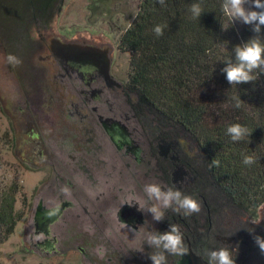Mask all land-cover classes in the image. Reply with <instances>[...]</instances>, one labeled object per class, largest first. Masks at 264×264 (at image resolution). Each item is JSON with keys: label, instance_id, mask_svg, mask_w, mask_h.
Returning a JSON list of instances; mask_svg holds the SVG:
<instances>
[{"label": "flooded vegetation", "instance_id": "af4514ba", "mask_svg": "<svg viewBox=\"0 0 264 264\" xmlns=\"http://www.w3.org/2000/svg\"><path fill=\"white\" fill-rule=\"evenodd\" d=\"M17 10L13 20L0 22V116L8 129L2 134L7 133L10 141L3 147H11L19 169L36 177L30 239L35 237L32 246L49 255L67 244L62 237L67 225H82L76 211L80 199L94 195L99 201L95 208L103 212L110 203L120 202L115 213L118 222L121 207L133 204L129 207L139 211L135 201L147 199L143 189L148 181L161 186V163L175 167L181 165L182 155L193 154L188 142L161 137V122L149 116L145 107L136 106L138 96L130 66L127 70L123 65L120 45L115 51L110 41L101 38H45L49 30L45 28L38 33L42 51H37L35 21L44 27L46 22L37 19L31 3L20 14ZM9 55L20 63H10ZM161 140L172 142L165 156H161ZM188 176L187 171L183 182ZM161 187L167 191L165 184ZM62 203L69 206L44 229L40 215ZM142 211V224L130 225L135 232L147 226L149 217ZM233 242L235 238L215 240L220 247ZM187 250L192 251L189 245ZM196 255L208 263L206 252Z\"/></svg>", "mask_w": 264, "mask_h": 264}, {"label": "trees", "instance_id": "16d2710c", "mask_svg": "<svg viewBox=\"0 0 264 264\" xmlns=\"http://www.w3.org/2000/svg\"><path fill=\"white\" fill-rule=\"evenodd\" d=\"M222 2L163 0L161 4L159 0H141L119 44L130 55L136 106L145 107L149 116L161 122V137L190 144L193 155H182L180 162L189 176L177 191L197 200L201 211L184 215L173 205L165 211L158 232L169 231L170 224L179 225L185 247L189 245L199 255L220 248L212 241L215 233L223 232L216 229L217 216L255 212L264 204V74L253 82L228 83L222 72L224 62L234 60L233 49L255 33L250 25H244L239 34L233 29L222 30L227 26ZM194 3L202 8L199 18L190 11ZM156 26L162 27L159 36ZM261 39L264 41V26ZM234 97L243 102L238 108ZM234 124L248 128L251 135L233 141L227 128ZM8 143V134L0 133V170L1 146ZM245 156H253L255 162L245 164ZM173 169L171 163H161L162 181L175 190L171 185ZM18 200L26 206L27 196L19 183L6 182L0 175V247L24 218L23 211L16 208ZM157 251L146 248L147 258ZM165 255L166 264H176L181 256ZM234 261L238 263L239 257Z\"/></svg>", "mask_w": 264, "mask_h": 264}, {"label": "rangeland", "instance_id": "374dc122", "mask_svg": "<svg viewBox=\"0 0 264 264\" xmlns=\"http://www.w3.org/2000/svg\"><path fill=\"white\" fill-rule=\"evenodd\" d=\"M140 1L0 0V22L5 24L7 21L13 20L15 10L20 9L17 10L20 14L21 10L25 9L28 3H31L36 9V17L39 14L37 19L46 22V27H44L43 22L40 24L35 21L33 39L37 51H42L39 48L38 33L43 34L45 28H49L44 34L45 38L55 36L101 38L110 41L116 51L121 36L138 12ZM252 10L257 9L253 8ZM226 24L228 29H233L236 34L241 33L245 25L239 21L231 24L228 19ZM121 51L124 54L122 57L123 65L128 70L130 55L123 50ZM3 130L8 129L6 121L0 116V133ZM189 145L187 143V147L190 149ZM1 155L3 168L0 170V175L6 182L16 180L19 183L23 193L27 196V203L23 207L20 200H18L16 204L17 210L23 211L24 218L17 225L14 234L0 247V264H136L140 259L143 261V258H145V264H152L151 259L146 256V248L149 245L146 243L145 235L147 232H156L160 221H155L152 214L145 210L149 217L147 226L138 232L129 231L127 227L120 225L115 218L116 210L121 205L120 202L110 203L107 211L103 212L95 208L99 205V201L95 200L94 195H90L89 200L80 199L76 211L83 219L82 225H67L62 235L64 241L67 239V244L63 248H59L57 253L49 255L34 248L32 243L36 239L35 237L32 241L30 239V216L34 205L31 194L33 190L36 193L38 189V186L34 189L36 177L19 169L13 159L10 146H1ZM162 179L163 175H161V186L165 184ZM152 183L148 181L147 185ZM182 184L173 186V188L179 190ZM70 213L69 210L65 215ZM215 224L216 229L219 227L218 230L223 232L220 234L215 233V239L213 238L212 241L216 239L219 241L222 238L226 240L235 238L236 242L228 245L231 257L234 260L241 257L247 248L254 244L253 235H264V204L258 207L255 212L235 213L233 216L226 217L217 216ZM233 226L236 228H233ZM41 239L42 237L38 238V240ZM70 240L71 243L69 244ZM239 241L245 242L246 245H237ZM222 242L223 244L227 243L226 241ZM73 245L80 247L83 253ZM208 252H206V255Z\"/></svg>", "mask_w": 264, "mask_h": 264}, {"label": "clouds", "instance_id": "9594fccd", "mask_svg": "<svg viewBox=\"0 0 264 264\" xmlns=\"http://www.w3.org/2000/svg\"><path fill=\"white\" fill-rule=\"evenodd\" d=\"M159 2L163 4V0H159ZM253 8L257 10H252ZM221 10L231 24L237 21L242 22L245 25L252 26V31L255 33L246 43L233 49L234 60H226L224 62L226 67L222 69V72L226 74V79L230 85L253 82L259 78V75L264 74V41L261 39V29L264 26V0H223ZM190 11L194 18H199L202 14V8L198 3L192 4ZM227 29V26H222V30L226 31ZM154 31L159 36L162 34V27L156 26ZM7 59L10 63H20L19 60L11 55ZM234 99L236 100L235 106L237 108L240 107L243 103L240 97H234ZM227 133L233 141H240L245 136L251 135L248 128L240 124L229 126ZM254 162L253 156L244 157L245 164L250 165ZM214 164L218 166L219 162L214 160ZM143 192L147 199L143 202L136 200L135 205L139 206V211L146 210L150 212L155 221H161L165 216L164 210L172 208L173 205L176 206L175 211L183 210L184 215H191L201 211V205L197 200L183 195L180 191L172 188H167V191H161V186L157 183L145 185ZM132 205L129 204V206ZM124 226L129 231H135L127 224H124ZM145 240L150 247H155L159 250L155 254L150 255L149 258L152 264H166L165 253L184 255L188 251L185 247L183 233L179 225L176 224H170V230L164 233L147 232ZM253 241L258 246L260 253L264 255V236L253 235ZM207 256L208 264H236L231 257L228 245H222L218 250L209 251Z\"/></svg>", "mask_w": 264, "mask_h": 264}, {"label": "water", "instance_id": "95a60500", "mask_svg": "<svg viewBox=\"0 0 264 264\" xmlns=\"http://www.w3.org/2000/svg\"><path fill=\"white\" fill-rule=\"evenodd\" d=\"M182 143L185 144V141H182ZM161 144H162L161 156H165L168 154L172 142H165L164 140H161ZM172 160L174 162L178 161L177 158H174ZM186 175H187V171L185 170V168L179 164H176L171 173V185L177 186L181 184L184 181ZM161 191H164L163 187H161ZM68 206L69 203H62L58 207L52 210H47L45 211V213L40 215L41 224L44 227V229L54 224ZM116 215L118 222L121 224L124 223L129 226L131 225V223L142 224L141 214L135 208H131L129 206L121 207ZM47 234L48 233L45 231L44 235L46 236ZM176 264H208V263L201 256H198L189 250L186 254L180 256V259L176 262ZM238 264H264V255L260 253L258 246L254 244L253 248L247 253L245 258Z\"/></svg>", "mask_w": 264, "mask_h": 264}]
</instances>
